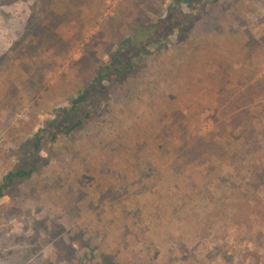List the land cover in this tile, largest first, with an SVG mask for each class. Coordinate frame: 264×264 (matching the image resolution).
Wrapping results in <instances>:
<instances>
[{
	"label": "rangeland",
	"instance_id": "obj_1",
	"mask_svg": "<svg viewBox=\"0 0 264 264\" xmlns=\"http://www.w3.org/2000/svg\"><path fill=\"white\" fill-rule=\"evenodd\" d=\"M173 1L0 0V183L36 164L0 198V264H264V0L168 26L91 117L65 111Z\"/></svg>",
	"mask_w": 264,
	"mask_h": 264
},
{
	"label": "trees",
	"instance_id": "obj_2",
	"mask_svg": "<svg viewBox=\"0 0 264 264\" xmlns=\"http://www.w3.org/2000/svg\"><path fill=\"white\" fill-rule=\"evenodd\" d=\"M219 0H174L168 8L167 16L157 17L155 19L142 20L136 28L133 35L125 38L117 50L113 53L110 61L101 66L98 69L94 83L85 91L78 94L75 97L69 108L65 109L69 114L70 119L75 118L77 115L85 111V118L92 116V103L90 100L94 98L93 102L99 103L97 99L98 85L108 90V85H104V81L108 80L110 84H116L117 82L125 79L129 73L135 71V69L141 63L144 57H149L154 53H162L168 49V41L160 34H166V28L168 26L173 27L174 31H177L180 35L185 33L190 27L194 26L196 18L199 16L201 10H206L211 4L217 3ZM188 7L189 13L185 12L183 6ZM200 7V9H197ZM166 31V32H165ZM102 84V85H101ZM89 102V104H88ZM95 104V103H94ZM63 115V113H61ZM84 118L77 117L76 121L71 127L64 131L66 134H70L72 130H75L82 126ZM46 127L40 128L35 135V141L33 142L32 153L42 151L50 140L55 141L59 137L58 134L46 135L44 131ZM48 140V141H47ZM36 171V164L31 161L29 168H21L18 170L10 171L2 183H0V198L5 195L6 190L15 185L18 180L31 178Z\"/></svg>",
	"mask_w": 264,
	"mask_h": 264
}]
</instances>
